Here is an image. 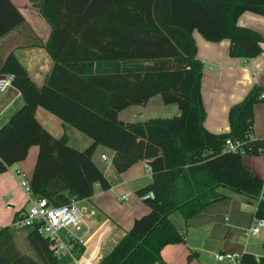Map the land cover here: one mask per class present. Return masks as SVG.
Returning a JSON list of instances; mask_svg holds the SVG:
<instances>
[{"label": "trees", "instance_id": "16d2710c", "mask_svg": "<svg viewBox=\"0 0 264 264\" xmlns=\"http://www.w3.org/2000/svg\"><path fill=\"white\" fill-rule=\"evenodd\" d=\"M30 1L51 26L53 38L62 28L63 14L80 12L82 17L74 18L70 26L77 28L80 38L88 40L90 32L101 27L118 45L116 49H70L65 59L53 49L51 39L45 48L55 66L42 87L31 81L14 54L5 59L0 74L14 76L12 86L23 106L0 128V175L37 147L30 178L32 194L61 206L90 199L95 185L103 191L110 189L92 161L97 146L114 151L112 166L119 174L146 162L152 181L137 196L149 195L143 203L150 211L134 221L98 264H167L161 250L184 242L183 232L170 217L179 213L187 222L227 198L219 189L256 203L254 215L264 219L262 179L245 168L242 155L223 151L225 142L232 140L242 143L244 156L264 154V140L249 139L254 107L264 102V90L254 85L242 101L230 107L228 133L207 131L201 96L203 64L192 37L197 31L207 42L228 40L232 58L249 61L259 56L263 37L239 27L237 21L245 12L264 17V0ZM24 24L18 9L9 0H0V38ZM126 40L128 49H124ZM56 74H63L62 86L52 83ZM156 95L165 105L175 104L180 114L143 124L118 119L119 111L145 105ZM39 108L90 138L91 145L77 150L65 136L53 137L36 119ZM17 231L25 232L35 259L18 249ZM194 255L188 256L186 264H191ZM0 264H71V260L54 256L50 242L35 227L4 226L0 228ZM240 264H264V245L262 256L243 253Z\"/></svg>", "mask_w": 264, "mask_h": 264}, {"label": "crops", "instance_id": "0c3cea01", "mask_svg": "<svg viewBox=\"0 0 264 264\" xmlns=\"http://www.w3.org/2000/svg\"><path fill=\"white\" fill-rule=\"evenodd\" d=\"M9 1L23 16L25 24L0 38V68L5 59L10 54H14L37 87H42L46 83L55 66L54 59L45 48L51 39H53V49L58 50L60 56L67 57L65 59L70 57L67 53L70 49H116L118 45L114 38L112 41L109 40L108 35H105L107 30L101 27L92 30L88 40L80 38L81 33L76 30L77 28L70 27L74 18L82 17L80 12L63 14L61 16L62 28L53 38L51 26L43 19L30 0ZM124 17L127 18V15ZM237 25L259 33L264 40L263 16L245 12L239 17ZM192 37L197 48V59L203 64L201 96L206 113L205 129L214 134L228 133L227 115L230 107L242 101L254 85L264 90V42L260 44L262 54L246 61L230 57L228 40L219 43L207 42L197 31L192 33ZM127 45L126 40L124 49H128ZM64 81L63 74H56L52 83L62 86ZM22 106L23 99L14 87L0 93V128ZM253 113L251 136L255 140H264V102L258 103ZM179 114L180 111L175 104L165 105L161 97L156 95L145 105H132L119 111L117 117L125 124H143L151 119H169ZM36 119L53 137L65 136L68 145L74 149L84 150L92 143L90 138L41 108L37 109ZM37 155L38 148L31 147L24 161L15 164L0 175V184L9 183L8 193L5 194L9 202L7 205L9 215L0 221V228L10 226L16 213L23 214L27 211L28 203L25 193L18 185L17 179L12 178L11 174L19 170L30 181ZM102 155H105L107 160H101ZM113 157L114 151L101 145L96 147L92 156L93 163L110 183V189L103 191L99 185H95L94 194L90 199L78 201L80 207L93 213L89 224L95 231L93 239L83 254L81 249H75L79 264H98L104 244L105 246L112 244L108 247L107 252L109 253L118 240L130 230L134 221L150 211L145 204L128 198L127 193H122L126 189L137 195L138 190L151 183L152 175L146 171L144 161L136 163L126 172L119 174L112 166ZM243 165L259 178H264V154L243 156ZM18 190H21L23 194V201L15 198ZM219 191L227 198L213 203L187 222L180 214L182 223L175 226L183 232L184 239L187 240L184 244L167 245L161 250V257L165 263L185 264L186 257L191 253H195L192 264H225L216 262L214 258L215 254L221 252L250 253L257 258L263 255V250L254 247L260 240L264 242V234L260 237L262 230L258 235L244 240V231L252 226L255 218L256 203L255 208L250 210L252 204L246 202L247 199L243 196L241 198L239 194L226 189H219ZM262 193L264 194V187ZM123 197L127 200L122 201ZM10 198L11 202H16L17 205L10 203ZM113 199L122 205L129 202V205L119 208L117 204H114ZM245 205L248 207L246 208ZM173 215L170 218L176 223L172 219ZM106 227L109 231L101 238L99 257L91 262L90 255L93 245ZM111 232L109 238L104 241L107 234Z\"/></svg>", "mask_w": 264, "mask_h": 264}, {"label": "built area", "instance_id": "2783aa9c", "mask_svg": "<svg viewBox=\"0 0 264 264\" xmlns=\"http://www.w3.org/2000/svg\"><path fill=\"white\" fill-rule=\"evenodd\" d=\"M12 74L2 75L0 77V93L5 92L12 86ZM264 98V95H261ZM250 140L254 138L249 137ZM224 152L239 153L244 156L242 143L240 141L227 140L225 142ZM101 160H107L105 155H102ZM145 169L151 173V167L144 162ZM11 177L17 179L18 185L23 189L28 209L25 213L20 214L13 220L12 226L16 230H22L28 227H35L38 234L48 239L50 242L51 250L56 257H69L71 264H79V259L76 258L75 249L82 250V254L86 251L91 240L95 235L94 228L89 224L90 217L93 213L86 211L79 206L78 201L71 200L69 203L61 206H52L44 198L34 197L25 175L19 171H14ZM264 187V178L262 179ZM149 195H145L141 200L148 199ZM127 198L123 197L122 201ZM247 208L248 206L245 205ZM264 228V219L254 218L252 226L244 231V240L246 241L251 236H256ZM109 231L106 227L99 239L93 245V250L90 255V261H94L99 257L101 248V238ZM241 252H221L215 254L214 258L218 263L225 264H240L242 258Z\"/></svg>", "mask_w": 264, "mask_h": 264}, {"label": "rangeland", "instance_id": "374dc122", "mask_svg": "<svg viewBox=\"0 0 264 264\" xmlns=\"http://www.w3.org/2000/svg\"><path fill=\"white\" fill-rule=\"evenodd\" d=\"M74 130V129H73ZM74 132H77V131H74ZM79 134V133H78ZM82 136V135H81ZM84 138H87V137H84ZM7 176V174H4V176ZM25 177H26V179H28V177L25 175ZM149 185V184H148ZM146 187V186H145ZM144 188V187H143ZM8 189H9V183L8 184H0V221H2L4 218H6L8 215H9V208L7 207V205H8V201L6 200V198H5V194H7L8 193ZM122 193H127L126 195L128 196V198H132V199H135V200H138L139 202H141L142 204H144L143 203V201H141V198L140 199H138V197H137V195L135 194V193H131V192H129V191H126V189L122 192ZM240 197H241V195H239ZM15 198L17 199V200H19V201H23V199H24V197H23V194H21V190H18V192L15 194ZM242 198V197H241ZM114 201H115V199H113ZM12 200H11V198H10V203H12L11 202ZM246 202H248V201H246ZM15 205H17L16 204V202H13ZM12 203V204H13ZM13 204V205H14ZM115 205L117 204V206L119 207V208H123V207H125V205L128 207V205H129V202H127V203H125V204H123L122 205V203L120 204V203H117L116 201H115V203H114ZM252 204V206H250V210L251 209H253V208H255V205L253 204V203H251ZM172 219H174L175 220V222L176 223H174L173 221V224L174 225H178V224H181L182 223V218H181V216H180V214L179 213H175L174 215H173V217H172ZM1 223V222H0ZM1 225V224H0ZM2 228V227H1ZM17 236H16V244H17V247H18V249L23 253V254H25V255H27V256H29V257H32V258H34L35 259V254H34V252L29 248V246L27 245V242H26V240H25V232L24 231H17ZM112 234V232L110 233V234H107V236L105 237V239H104V241L105 240H107L108 238H109V236ZM264 234V228L262 229V231H261V234H260V237L262 236ZM186 238L184 239V242L182 243V244H184V243H186ZM119 241V240H118ZM252 241V240H251ZM250 241V242H251ZM253 242V241H252ZM251 242V243H252ZM103 244H104V242H103ZM112 245V244H111ZM110 245V246H111ZM263 245H264V242L262 241V240H260L254 247L255 248H259L261 251L263 250ZM110 246H105V244H104V249L102 250V255H101V258L102 257H104L108 252V247H110ZM255 248H251L252 250L253 249H255ZM192 254V253H191ZM262 255V254H261ZM260 255V256H261ZM193 259H195L194 258V256L191 258V264L193 263ZM186 261L188 262V257H186ZM186 262V263H187ZM185 263V264H186Z\"/></svg>", "mask_w": 264, "mask_h": 264}, {"label": "water", "instance_id": "95a60500", "mask_svg": "<svg viewBox=\"0 0 264 264\" xmlns=\"http://www.w3.org/2000/svg\"><path fill=\"white\" fill-rule=\"evenodd\" d=\"M1 77V76H0Z\"/></svg>", "mask_w": 264, "mask_h": 264}]
</instances>
